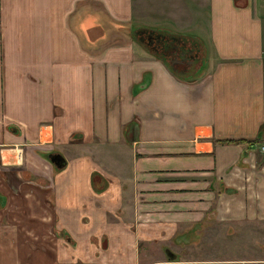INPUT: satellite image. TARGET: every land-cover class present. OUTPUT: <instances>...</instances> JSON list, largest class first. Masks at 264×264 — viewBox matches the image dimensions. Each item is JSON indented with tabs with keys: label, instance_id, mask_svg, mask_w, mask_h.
Segmentation results:
<instances>
[{
	"label": "crops",
	"instance_id": "0c3cea01",
	"mask_svg": "<svg viewBox=\"0 0 264 264\" xmlns=\"http://www.w3.org/2000/svg\"><path fill=\"white\" fill-rule=\"evenodd\" d=\"M171 24L197 74L126 37ZM263 143L264 0H0V264L169 263L263 216Z\"/></svg>",
	"mask_w": 264,
	"mask_h": 264
},
{
	"label": "rangeland",
	"instance_id": "374dc122",
	"mask_svg": "<svg viewBox=\"0 0 264 264\" xmlns=\"http://www.w3.org/2000/svg\"><path fill=\"white\" fill-rule=\"evenodd\" d=\"M137 26L138 25H135L134 28ZM159 28L182 32V30H176L178 27L174 24ZM144 31L145 33L142 35V33H137L133 32V30H130L127 31L126 37H134L141 43L146 44V37L149 35L153 41L154 34L150 33L149 30L146 29ZM138 34L141 35L139 36ZM188 34L191 37L197 39L196 41L198 42L199 47L197 59L192 64L187 73L188 76H190V74L193 75V73L197 74L199 67L206 64V61L203 60V56L201 54L203 53L205 44H207V42L204 39L202 40L195 33L190 32ZM136 40L134 41L136 46L146 50L141 45V43ZM153 45L155 44L153 43ZM149 46L152 45L149 44ZM155 46L159 51H161L162 56L164 55L166 58L177 59V47L176 51L169 50L167 52L163 51L159 45ZM147 52L150 53L149 51ZM191 52L195 53L194 51ZM202 61H204V63H201ZM257 155V161H263L264 153H257ZM246 190L249 191L250 187H248ZM246 203L250 204V201ZM185 237H189L188 234H185ZM185 237L179 238V242L184 243L181 248L164 247L173 253L172 256L174 257V259L171 260L173 262L166 264H180V258H194L196 260H201L199 263L195 264H264V214L262 217H241L239 219H233L229 221L217 218L215 223H210V225L205 228L198 243L189 244L188 242L190 240L185 241ZM170 243L172 242L170 241ZM163 251L164 250H162V253L165 257V252ZM177 259H179V262H177Z\"/></svg>",
	"mask_w": 264,
	"mask_h": 264
},
{
	"label": "trees",
	"instance_id": "16d2710c",
	"mask_svg": "<svg viewBox=\"0 0 264 264\" xmlns=\"http://www.w3.org/2000/svg\"><path fill=\"white\" fill-rule=\"evenodd\" d=\"M144 28L147 30H150L149 32L154 34L153 41H151V42L149 41V44L152 46H149L148 43L143 44L139 40H136L134 37H133V40L140 42L141 45L147 51H149L152 55L158 57L159 59H161L164 62L167 61V63H168L169 58H166V56H164V55L162 56L161 51H159L155 45H159L163 51H167V52L169 50L176 51V47H177V49L186 50V52L194 51V52H197V54H198L199 47H198V42L196 41L197 39L191 37L187 33H181L179 31H172L169 29L166 30V29H162V28H154V27H148V26H137L136 29H133V32L140 33L141 30ZM153 43L155 45H153ZM178 77H180V76H178ZM219 141H221V142L233 141L235 143H241V140H238V139L237 140L224 139V140H219ZM249 141L253 142V140H247L246 142H249Z\"/></svg>",
	"mask_w": 264,
	"mask_h": 264
},
{
	"label": "water",
	"instance_id": "95a60500",
	"mask_svg": "<svg viewBox=\"0 0 264 264\" xmlns=\"http://www.w3.org/2000/svg\"><path fill=\"white\" fill-rule=\"evenodd\" d=\"M49 160L55 165L60 167L63 162V157L58 153H49L48 154Z\"/></svg>",
	"mask_w": 264,
	"mask_h": 264
},
{
	"label": "flooded vegetation",
	"instance_id": "af4514ba",
	"mask_svg": "<svg viewBox=\"0 0 264 264\" xmlns=\"http://www.w3.org/2000/svg\"><path fill=\"white\" fill-rule=\"evenodd\" d=\"M147 38H148V41H152V39L150 38V36L148 35L147 36ZM178 51H179V49H178ZM179 53H180V58H178V59H176V60H180L179 62H189L188 60H186L185 59V55H184V52L183 51H179ZM185 60V61H184ZM48 155V154H47ZM165 252H166V254H167V256H171V259H174V257L172 256L173 255V253H171V252H169L168 251V249H166V250H164Z\"/></svg>",
	"mask_w": 264,
	"mask_h": 264
},
{
	"label": "bare ground",
	"instance_id": "6f19581e",
	"mask_svg": "<svg viewBox=\"0 0 264 264\" xmlns=\"http://www.w3.org/2000/svg\"><path fill=\"white\" fill-rule=\"evenodd\" d=\"M261 152H262V151H261ZM263 153H264V152H263ZM164 252H165V251H164ZM169 252H170V251H169ZM165 256H166L167 260L171 262V260H172V259H171V256H167L166 252H165Z\"/></svg>",
	"mask_w": 264,
	"mask_h": 264
},
{
	"label": "built area",
	"instance_id": "2783aa9c",
	"mask_svg": "<svg viewBox=\"0 0 264 264\" xmlns=\"http://www.w3.org/2000/svg\"><path fill=\"white\" fill-rule=\"evenodd\" d=\"M260 151L264 152V143L260 145Z\"/></svg>",
	"mask_w": 264,
	"mask_h": 264
}]
</instances>
